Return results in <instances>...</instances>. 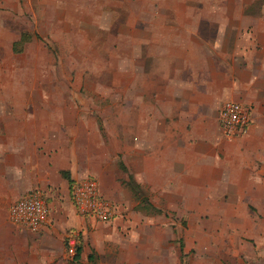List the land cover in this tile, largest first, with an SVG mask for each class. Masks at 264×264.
Instances as JSON below:
<instances>
[{"label":"crops","instance_id":"obj_1","mask_svg":"<svg viewBox=\"0 0 264 264\" xmlns=\"http://www.w3.org/2000/svg\"><path fill=\"white\" fill-rule=\"evenodd\" d=\"M58 1L84 16L83 0L78 7L69 4L74 0H29L25 11L32 23L21 33L34 28L40 38L39 31L51 26L44 6ZM157 1L151 4L153 15L172 12L183 18L134 21L141 28L134 31V179L154 188L173 211V205L210 203L222 210L228 206L235 218L237 205L254 203L263 216L264 3L255 9L251 4L224 9L211 0ZM6 8L23 13L14 2ZM219 13L234 15L221 19ZM10 27L9 19L0 21V49H6V57L23 54L33 41L14 54L12 44L21 33L11 37ZM4 72L8 75L11 68L2 63L0 75ZM12 72L30 73L27 68ZM14 85L0 81L1 105L7 102L3 92ZM233 98L246 103L250 125L238 139L227 141L218 133L216 116L223 102ZM16 102L18 109L26 107L24 101ZM37 107L39 111L25 115L0 106V264H50L69 258L65 241L70 233L80 235L84 257L93 249L101 264H180V255L161 239L137 243L136 235L145 233L134 229V216H120L118 203L106 190L100 193L114 203L118 215L98 222L77 214L72 186L61 173L68 172L73 184L92 173L91 167H81L74 143L68 141L76 133L74 125L83 121ZM32 192L41 193L48 207L46 226L35 234L8 218L9 207ZM156 229L147 236L157 235Z\"/></svg>","mask_w":264,"mask_h":264},{"label":"rangeland","instance_id":"obj_2","mask_svg":"<svg viewBox=\"0 0 264 264\" xmlns=\"http://www.w3.org/2000/svg\"><path fill=\"white\" fill-rule=\"evenodd\" d=\"M5 1L0 0V21L7 23L9 19L13 37L14 32L21 33V29L25 30L32 23L30 12L25 11L30 2ZM12 1L17 9L21 5L22 14L6 8L13 4ZM132 1L83 0L84 16L77 9L67 11L59 1L54 7L44 6L51 16V26L48 30L39 29L40 40L34 39L21 55L11 53L6 57V49H0V65L3 63L11 68L9 74L14 68H27L30 72L20 76L6 72L0 75V81L15 84L14 88L3 92L7 102L0 103L4 106L2 110L30 115L32 111H39L37 106L41 104L43 111L53 110L59 117L81 119L83 124L77 121L74 125L76 133L68 141L74 143V146L70 145L76 151L81 167L92 169L86 178H93L99 192L104 194L106 190V196L118 203L120 216H134V229L141 228L145 233L144 236L136 235L137 243H146L147 238L161 239L163 245L173 247V254L180 255V264H264V215L258 213L257 204L237 205L235 218H232L231 210H226L228 206L222 210L219 205L210 203L186 207L173 205V211L168 209L162 195L154 188L148 190L141 179L142 196L154 201L155 205H152L164 212L150 216L146 211H134L139 197L125 185L129 176L135 181L138 172L134 167V31L141 28L134 26V21L165 19L169 22L183 18V14L153 15L151 4L157 0ZM210 2L224 9L250 4L255 9L264 0ZM77 3L79 0L69 4L78 7ZM228 15L234 13H219L218 18L224 19ZM31 29L35 34L34 28ZM16 101H20V105L24 101L26 107L18 109ZM228 101L246 105L237 98ZM223 104L216 116L218 133L227 141L238 139L248 127L239 134H225L218 121ZM155 228L158 234L147 236ZM129 238L133 239L134 233L129 234ZM166 257L175 260L174 255L167 254ZM101 262L105 263L104 256Z\"/></svg>","mask_w":264,"mask_h":264},{"label":"built area","instance_id":"obj_3","mask_svg":"<svg viewBox=\"0 0 264 264\" xmlns=\"http://www.w3.org/2000/svg\"><path fill=\"white\" fill-rule=\"evenodd\" d=\"M249 120L248 109L234 101L225 102L218 114L219 125L228 135L243 132L248 127ZM71 200L77 214L82 218L108 222L115 217V205L100 194L97 182L93 178H85L73 184ZM47 210V203L43 195L33 192L9 207L8 218L12 224L23 226L30 233L35 234L46 226ZM67 242L68 255L72 256L77 243V234L70 233Z\"/></svg>","mask_w":264,"mask_h":264},{"label":"trees","instance_id":"obj_4","mask_svg":"<svg viewBox=\"0 0 264 264\" xmlns=\"http://www.w3.org/2000/svg\"><path fill=\"white\" fill-rule=\"evenodd\" d=\"M40 40L39 36L34 33L23 32L20 35V38L12 44V52L14 54H21L24 51V47L27 43L31 42L32 40ZM120 168H123V165L120 164ZM62 176L68 181L70 187L72 186V181L69 177L68 172H62ZM128 189L133 193V195L139 197V204L134 207V211H146L150 216L151 215H162L164 211L159 208H156L152 205V203L147 199V197L142 196V190L139 184L132 180L129 176L128 183H125ZM66 250L68 253V242L67 239L65 241ZM84 245L80 235H77V243L74 247V254L69 258L63 259L58 258L54 260L50 264H101L99 259V255L95 252V250L90 249V252L84 257Z\"/></svg>","mask_w":264,"mask_h":264},{"label":"clouds","instance_id":"obj_5","mask_svg":"<svg viewBox=\"0 0 264 264\" xmlns=\"http://www.w3.org/2000/svg\"><path fill=\"white\" fill-rule=\"evenodd\" d=\"M20 173H19V171L17 170V175H19Z\"/></svg>","mask_w":264,"mask_h":264}]
</instances>
